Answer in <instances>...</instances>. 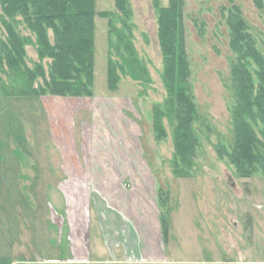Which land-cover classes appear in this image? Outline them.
Returning a JSON list of instances; mask_svg holds the SVG:
<instances>
[{
    "label": "rangeland",
    "instance_id": "obj_1",
    "mask_svg": "<svg viewBox=\"0 0 264 264\" xmlns=\"http://www.w3.org/2000/svg\"><path fill=\"white\" fill-rule=\"evenodd\" d=\"M184 1L183 22L186 52L191 70V91L200 117L198 124L195 125L200 148L196 157V167L190 179H175L172 175L170 168L173 153L172 126H169L166 120L163 124L167 137L160 142L154 139L152 107L156 103H162L166 94L161 81L162 57L157 37V16L152 7L153 0H130L133 44L139 59L146 64L151 84L143 86L128 76L121 77L118 90L114 93L109 92L106 86L109 51L107 20L99 16L102 12H114V0L94 2L93 90L96 96L120 95L127 97L129 100L127 104L132 103L130 114L141 127V147L151 179L148 196L149 205L155 213L154 221L152 220L153 231L149 230L146 235H139L138 228L132 226L129 233L134 240L137 239V235L140 239L145 237L150 245L161 246L163 243L165 258L197 259L201 262L207 260L212 264H264V176L239 177L228 159L219 156V149L217 150L222 145L229 148L233 143L229 112L231 97L227 86L234 56L229 50L225 20L221 17L222 8L229 7L231 3L229 0ZM254 1L233 0V4L240 8L258 50L264 55V17L254 5ZM159 3L164 7L167 6L168 0H159ZM18 32L23 37H30L28 31L21 26ZM2 34L0 28V39L3 37ZM25 55L26 64L32 67L37 62L33 45L25 48ZM113 59L117 60L115 56ZM6 98H8L6 101L12 104H9V109L6 107L9 102L0 104V108L4 110L0 113V117L7 119L1 130L2 136L20 138L22 145L24 136L20 123L23 124L29 115L35 113V108L38 117L44 116L42 99L33 100L36 101L35 107L32 99L4 97L0 92V101ZM33 117L31 116L30 119ZM201 121L204 122L203 126ZM25 129L30 132V128ZM36 148L41 147L37 145ZM47 149L50 150L49 147ZM49 153L58 169L60 162L58 152L50 150ZM96 157L92 156V158ZM100 157L101 160L104 158L102 156L97 158ZM55 188L37 187L24 190L25 197L23 202H20V219L34 206L33 191L37 193L36 217L33 218L30 212L27 217L29 227L27 225L25 229H20L21 236L25 232L24 245L21 248L17 246L16 249H9L8 246L9 250L0 252L1 254L12 257L11 260L26 261L23 264H56L55 261L61 258L65 262L58 264H82L87 258L98 260L95 251L88 256L87 243L92 238L91 241L96 244L99 240L103 243L105 240L110 244L106 234L101 235V229L104 232V226H108L109 221L100 219L97 210L94 214L97 218L88 219L90 216L88 206L93 200L103 199L100 205L105 208L104 213L108 210L113 212V200L104 194L113 189L89 187L81 190L73 189L77 196L71 194L67 196L69 217L61 219L58 216L59 203L58 201L56 203L53 192L59 195V189ZM137 190L134 188L131 192L133 197L138 195ZM99 193L104 194L105 197L99 198ZM162 193L166 194L163 198ZM117 196L118 194H115L116 198ZM135 201L134 198L133 202ZM47 204L56 214L47 210ZM108 206L111 210L106 209ZM49 214L53 223L51 233H47L51 229L47 220ZM75 216H80V219H75ZM162 219L166 225L164 231L167 230L168 233L166 239L163 238ZM31 232H33V244ZM112 241L115 245L118 243L113 236ZM67 242L70 244L71 252H67L65 247H61L63 255L55 251ZM95 250L98 251L96 247ZM103 253L100 258L108 260L110 251ZM122 256V252L116 254L117 258H126ZM155 260L157 259L154 258L153 261Z\"/></svg>",
    "mask_w": 264,
    "mask_h": 264
},
{
    "label": "trees",
    "instance_id": "obj_2",
    "mask_svg": "<svg viewBox=\"0 0 264 264\" xmlns=\"http://www.w3.org/2000/svg\"><path fill=\"white\" fill-rule=\"evenodd\" d=\"M94 2L0 0L3 33L0 92L4 97H93ZM229 2V7L222 8L221 17L225 20L228 47L234 56L227 86L233 143L229 148L222 145L217 150L219 156L228 159L239 177L264 176V55L258 50L240 8L233 0ZM184 3V0H168L167 6L162 7L159 0H153L152 5L157 16L161 81L166 94L162 103L152 107V125L157 142L167 137L163 121L172 126L170 168L175 179L192 177L200 148L195 131L200 117L191 91L185 44ZM254 5L264 17V0H255ZM99 16L107 20L108 28L107 90L117 91L121 77L127 76L143 86L150 85L146 64L139 59L133 44L130 0H114V12H102ZM20 26L30 37L19 34ZM30 45L37 55L32 67L25 62V48ZM161 221L166 239V225Z\"/></svg>",
    "mask_w": 264,
    "mask_h": 264
},
{
    "label": "crops",
    "instance_id": "obj_3",
    "mask_svg": "<svg viewBox=\"0 0 264 264\" xmlns=\"http://www.w3.org/2000/svg\"><path fill=\"white\" fill-rule=\"evenodd\" d=\"M20 98L32 101L42 99L44 116L38 117L35 108V113L29 115L23 124L20 123L24 136L22 145L20 138L2 136L1 130L7 119L0 117V252L16 249L17 246L21 248L25 243V232L21 236L20 229H25L27 225L29 227L27 217L30 212L33 218L36 217L37 193L33 191L34 206L20 219V202H23L26 188H58L60 196L53 192L56 203H59L58 216L61 219L69 217L67 196H77L73 189L108 188L113 191H106L104 194L113 200L114 211L108 210L104 213L105 208L100 205L103 199L93 200L88 206V219L95 220L97 217L94 214L97 210L100 219L109 221V225L104 226V232L99 225L98 227L102 231L99 234H106L110 244L105 240L104 243L99 240L96 244L90 238L89 244L87 243L88 256L95 251L99 258H87L82 264H212L207 260L201 262L197 259L165 258L163 243L161 246H154L150 245L145 237L140 239L139 235L153 231L152 220L154 221L155 213L149 205L151 179L141 147L142 131L138 121L131 117L133 105L127 104V97L96 96L93 90V97L83 99ZM6 100L8 98L2 99L0 104L9 102ZM33 103L36 107V101ZM9 104L12 102L6 106L8 109ZM3 111V108H0V113ZM31 116H34L33 119H30ZM25 128H30V132ZM37 145L41 148H36ZM47 147L58 152V169L52 162V155ZM93 155L104 158H92ZM134 188L138 189V195L135 197L131 194ZM99 194V198L105 197L104 194ZM115 194H118L117 198ZM106 209L111 210L109 206ZM47 210L54 212L48 204ZM50 219L51 214L47 216L48 226L51 228L47 233H51L53 229ZM75 219H80V216H75ZM111 221L114 223L110 224ZM132 226L139 230L136 240L129 233ZM112 236L118 240L116 245ZM31 238L33 244V232ZM49 243L51 244L50 240ZM61 247H65L67 252L71 250L69 242L62 244L55 250L61 255ZM109 251L108 260L100 258L103 252L106 254ZM118 252H122V257L126 258H117ZM159 255L162 257L158 258ZM154 258L157 260L153 261ZM11 259L13 258L0 253V264L26 263L24 260ZM55 262L58 264L65 261L61 258Z\"/></svg>",
    "mask_w": 264,
    "mask_h": 264
}]
</instances>
